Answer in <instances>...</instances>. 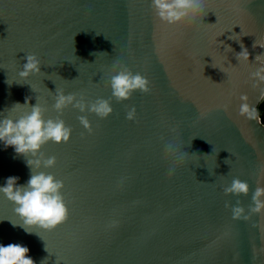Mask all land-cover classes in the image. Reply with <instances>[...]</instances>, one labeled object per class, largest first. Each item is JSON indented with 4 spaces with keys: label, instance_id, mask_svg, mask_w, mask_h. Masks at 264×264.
Instances as JSON below:
<instances>
[{
    "label": "water",
    "instance_id": "95a60500",
    "mask_svg": "<svg viewBox=\"0 0 264 264\" xmlns=\"http://www.w3.org/2000/svg\"><path fill=\"white\" fill-rule=\"evenodd\" d=\"M255 40L264 43V0H204L195 19L176 24L161 21L151 0H0V119L30 111L12 108L26 97L56 118L59 90L89 102L111 97L113 107L107 118L63 110L71 137L43 145L56 164L37 171L64 181L68 217L26 232L0 192V244L27 246L36 264H264V211L234 219L225 206L239 201L247 214L264 186V84L250 78L264 48ZM241 42L252 63L236 59ZM29 53L41 72L25 79ZM116 62L147 77L151 91L112 97ZM241 95L254 119L240 114ZM166 143L187 152L182 162L162 159ZM26 159L0 142V186L9 176L27 182ZM234 178L249 183L247 195L224 193Z\"/></svg>",
    "mask_w": 264,
    "mask_h": 264
},
{
    "label": "clouds",
    "instance_id": "9594fccd",
    "mask_svg": "<svg viewBox=\"0 0 264 264\" xmlns=\"http://www.w3.org/2000/svg\"><path fill=\"white\" fill-rule=\"evenodd\" d=\"M203 3L204 0H151L156 16L168 24L195 19L197 14L202 11ZM229 39L234 38L230 36ZM257 45L264 48V43L258 44L255 40L253 47L255 48ZM225 49L229 52L233 51L229 45H226ZM241 49L240 52L236 53V59L239 63H252L249 62L250 53L242 42ZM26 61L19 72L21 78L26 79L34 73L41 72V62L36 54H27ZM255 63L258 66L255 71L250 73V78L253 80V86L258 87L260 84H264V53L256 55ZM213 67L217 66L213 65ZM113 73L110 76V87L112 97H115L117 101L130 99L136 90L144 93L151 91L150 81L147 77L139 72L133 73L130 68L122 63L113 64ZM261 94L264 95V88H261ZM30 99V97H26L24 104L17 102L12 107L27 105L30 107V111L24 112L18 118L4 116L0 119V142H3L5 148L12 146L16 154L25 156L27 158L26 164L31 170L30 178L25 184L17 183L19 177L9 176L6 183L0 186V192L8 200L14 202L16 205L14 211L23 221L21 226L29 233L31 231L26 225L52 230L68 217L69 210L61 191L64 188V181L57 179L54 174L37 171L41 167L50 168L56 164V157H46L41 151L42 146L49 141L66 143L71 137V126L66 125L61 118L63 110L71 105L82 113L92 112L100 118H107L113 112L111 97L108 99L98 98L94 102H89L83 95H80L78 99L76 93L65 94L63 90H59L55 92V103L52 107L61 115L56 118L45 119L44 114L47 109L39 103L29 105ZM240 99L245 101L241 104L240 114L254 119L256 109L250 108L246 102L247 96L241 95ZM135 116L136 108L132 106L126 111V118L134 120ZM78 119L89 133L93 131L87 116L81 115ZM186 153H182L173 143H166L162 151V159L182 162ZM174 171L175 163L169 168L168 175L171 176ZM223 191L225 194L247 195L250 191V185L247 181L234 178L229 186L223 188ZM225 206L231 207L234 219H249L251 214L264 211V186L258 185L256 187L247 214H245L246 210L239 201L235 206L230 204ZM116 223L113 221L111 226H115ZM13 226L16 224L13 223ZM28 253L29 248L20 243H10L7 246L0 244V264H36Z\"/></svg>",
    "mask_w": 264,
    "mask_h": 264
},
{
    "label": "trees",
    "instance_id": "16d2710c",
    "mask_svg": "<svg viewBox=\"0 0 264 264\" xmlns=\"http://www.w3.org/2000/svg\"><path fill=\"white\" fill-rule=\"evenodd\" d=\"M257 111L260 116L261 122L264 124V97L259 101L257 105Z\"/></svg>",
    "mask_w": 264,
    "mask_h": 264
}]
</instances>
